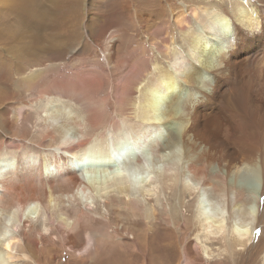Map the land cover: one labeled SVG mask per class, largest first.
<instances>
[{"label": "bare ground", "instance_id": "6f19581e", "mask_svg": "<svg viewBox=\"0 0 264 264\" xmlns=\"http://www.w3.org/2000/svg\"><path fill=\"white\" fill-rule=\"evenodd\" d=\"M54 1L16 0L17 23L29 35H41L47 29L46 17L51 12L46 2ZM219 1L196 0L192 5L182 6L176 16L172 15L180 32L189 31V18L192 17L200 23L204 33L210 35L199 43L191 41L198 58L204 56L205 59H194L182 78L183 86L187 87L176 91L175 82L181 83L176 78V64L170 65L174 72L166 69L164 73H159L161 70L156 73L160 68L155 63L157 57H154L149 73L156 74L150 78L148 89L134 86L141 106L136 107L132 119L123 114L124 106L126 99H132L130 86L144 75L142 66H136L118 85L115 111L121 115L108 122L106 128L96 123L99 119L95 114L84 113L81 117L68 118L76 124V132L68 136L67 119L61 122L36 112L31 114L29 105L22 109L19 119L23 124L31 115L40 123L34 126L38 133L32 135L31 140L42 148L48 146L54 150L38 156L22 149V154L16 158L19 148L8 145L5 153L0 154V264L18 261L21 264H41L38 258L45 251L41 243L44 238L48 241L55 239L72 258H89L95 253L96 236L93 234L120 243L130 239L126 236H131L128 242L136 246L137 237L130 227L123 225L120 228L111 220H106V230L102 234L83 233V230L102 210H111L118 216L142 218L149 230L151 222L148 219L156 221L158 214L153 206H145L143 200L152 201L153 196L157 199L160 188L177 191L181 205L193 212L192 218H185L176 205L160 212L175 230L193 233V241H187L183 246L184 263H196L195 251L198 249L207 262L215 264H257L256 259L261 254V264H264V202L261 199L264 197V0H250V6L236 0L238 3H229L231 11ZM173 38L171 36V40ZM213 39L216 45L209 47ZM157 49L158 45L155 46ZM168 50L166 43L164 55H168ZM25 61L28 63L29 60ZM42 74L43 70L37 69L18 80L17 88H22L27 96H34L30 100L32 104L40 102L47 94L42 87L34 94L31 92V87ZM205 74L209 75L207 82ZM73 81L62 78L55 82L54 89L58 93L72 92V89L89 93L100 87L94 79L77 77ZM158 93L170 98L167 115L169 122L177 126L167 145L153 151L156 163L145 169L138 159L135 171L133 169L131 173L123 169L103 173L87 169L85 164L96 167L99 163L104 165L106 160L117 162L124 146L138 148L157 134L159 123L155 122L156 104L151 95L159 96ZM85 101L87 104L91 102L89 99ZM135 120L141 129L126 132L137 123L133 122ZM84 123L90 127L87 132V127H82ZM0 129L11 134L7 120L0 121ZM121 135L132 144L126 140L118 142ZM111 145H115V150ZM178 148L181 153L171 163L164 164L162 158L166 150L171 152ZM97 174L102 175L101 182H95ZM242 179H246V183ZM132 185L138 186L136 192L139 191L141 197H135L137 193L131 190ZM27 190L29 194H26ZM191 197L196 198L193 205ZM66 200L77 202L81 207L70 211L58 207L57 210L56 205ZM209 203L213 210L209 209ZM253 205L256 212L252 210ZM104 214L100 217L105 219ZM232 218L240 221H230ZM246 254H252V257ZM224 255L225 258H220Z\"/></svg>", "mask_w": 264, "mask_h": 264}, {"label": "rangeland", "instance_id": "374dc122", "mask_svg": "<svg viewBox=\"0 0 264 264\" xmlns=\"http://www.w3.org/2000/svg\"><path fill=\"white\" fill-rule=\"evenodd\" d=\"M193 1L196 0H55L54 2H46L48 10L51 11L46 17L47 29L42 33L43 35H34V37L27 34L23 27L17 23L19 12L16 4L18 2L16 0L1 1L0 121L5 122L7 120L9 122L11 134H7L0 129V154L5 153L8 145H17L15 147L19 148L18 154H15L16 158L18 155L20 157L22 149H25V153H35L38 156H42L44 152L49 153L54 150V147L46 146L42 148L37 142L31 140V136L38 133L37 127L34 126L40 123L34 120L37 118L34 115L27 117L30 120L24 122L25 125L21 122V118L19 119L20 112L28 105L31 108V114L36 112L40 116L47 115L57 121L62 120L61 122L67 119L68 121H65H67L69 129L66 134L72 136L74 131L76 132V124L71 123L68 119L71 116L81 117L84 113L85 115L89 112L93 113L92 115L95 114L99 119L96 123L105 126V128L108 122L115 121L116 117L117 119L120 117L121 112L117 111L116 113L115 111L117 88L123 78L134 68L142 66L144 75L142 74L143 76H140L135 80L134 85L130 86L132 88V99L129 101L126 99L127 104L124 106L125 110L123 112L129 119L134 117L133 112L136 107L141 106L140 101L138 103L139 93L135 87H141V90L148 89L147 84L151 80L150 78L159 70H161L159 73H164L166 69L174 72V69L170 68L172 63L176 64L175 68L178 69L176 78L179 82L181 81V83L175 82L174 88L176 91L179 88L185 89L187 86H183L182 78L190 70L194 59L198 58L196 47L191 41L195 40L199 43V41H204L207 36H210L204 33L200 23L192 17L189 18L190 29L187 32H180L173 23L172 15L176 16L179 11H182V6H185V4L192 5ZM220 1L219 3L229 11L232 9L231 4L238 3L236 0ZM240 1L244 6H250L253 0ZM224 2L225 4H223ZM229 3L231 4L229 5ZM76 8L78 9L76 10ZM8 9L10 10L7 11ZM54 17L55 19H53ZM171 36H174L172 40ZM211 42L209 47H214L216 40L213 39ZM166 43L169 48L168 55H164ZM157 45L158 49L155 50ZM154 57H157L155 63L159 65L160 69H157L156 73L152 72L150 74ZM25 59L29 60L28 63ZM198 59L204 60L205 57L201 56ZM29 64L36 66L31 67ZM37 69L43 70V74L37 83L31 87V92L34 94L42 87V90L47 94L42 97L40 102L32 104L30 100L34 96L30 97L24 94L22 88H17V84L19 79L32 74ZM205 75L208 77L207 82L209 81V75ZM76 76L85 80L94 79L96 83L100 84V87L95 91L91 90L89 93H81L75 89H72V92L71 90L62 93L55 91V82L58 83V80L62 78H67V81H75L77 80ZM158 94L159 96L157 94L151 95L152 102L156 104L155 122L159 123L157 134L138 148L124 146L119 155L121 162H118V158L117 162L106 160L104 165L99 163L96 167L85 164L87 169H97L101 173L105 170L114 172L116 169H123L127 173H131L135 171V164L138 159L141 160L145 169L156 163L153 151L167 145L177 126L172 121L169 122L168 119L167 110L170 98L161 93ZM86 99L91 102L87 104L88 100L85 101ZM133 122L137 123L131 129H127L126 132L134 133L141 129L138 121ZM69 124L73 125L69 126ZM87 126L88 124L84 123L82 127ZM89 129L90 127H87L85 131L87 132ZM145 132L146 127L143 135ZM12 134L14 135L12 136ZM121 136L118 142L126 140V143L132 144L131 140L126 139L123 135ZM111 147L114 150L116 148L115 145H111ZM90 153L94 152L90 151ZM180 153V148L171 152L166 150L162 161L164 164L171 163ZM95 155L103 156L101 153ZM161 164L158 163L157 165ZM101 179L102 175L97 174V181L95 180V182H101ZM241 181L246 183V179ZM130 188L134 191L133 193L138 190V186L132 185ZM57 191L62 192L61 189ZM138 192H136L135 197H141ZM157 193V199L153 196L152 201L151 199L143 200L145 206H153L158 214L156 221H152L151 218L148 219L151 222L149 230L145 227L144 219L130 218L127 215L118 216L112 213L111 210L107 212L102 210L99 215L95 216L94 221L86 225V229L83 230V233L87 231L102 234L106 230V220H111L120 228L123 225L130 227L134 237H137L138 243L136 246L128 242L131 236H126L125 238L130 239L120 243L116 242L117 240L106 239L93 234L96 236L95 253L89 258H72L68 256L66 248L58 245L55 239L48 241L44 238L41 243L45 251L39 254V262L41 264H215L211 261L207 262L204 259L203 252L198 249L195 251L198 261L196 263H184L182 259L183 246L185 242L193 241V233L186 234L185 231L175 230V227L164 220L160 212L163 208L168 209L173 205L178 207L180 214L185 218H192L193 212L188 211L186 207L181 205V198L177 191L171 192L169 189L160 188ZM26 194H29L28 190ZM195 199V197L193 199L191 197L192 205ZM208 206L210 210L214 209L210 203ZM77 207H81V204L73 201L68 202L67 200L56 205V209H66L68 211ZM252 207V210L256 212L255 205ZM102 213H105V219L100 217ZM235 220L240 221L239 218L230 219V221ZM258 229L260 230L262 227H258ZM135 230L136 232H134ZM253 233L254 229L252 228V235ZM252 254L251 256L246 254V256L248 255L251 258ZM253 257L255 258V255ZM262 257L263 254L257 257V264L262 263ZM220 258H225V255ZM21 263V261H18L15 264Z\"/></svg>", "mask_w": 264, "mask_h": 264}, {"label": "snow or ice", "instance_id": "6c2138e0", "mask_svg": "<svg viewBox=\"0 0 264 264\" xmlns=\"http://www.w3.org/2000/svg\"><path fill=\"white\" fill-rule=\"evenodd\" d=\"M261 199H262V202H264V197H262Z\"/></svg>", "mask_w": 264, "mask_h": 264}, {"label": "water", "instance_id": "95a60500", "mask_svg": "<svg viewBox=\"0 0 264 264\" xmlns=\"http://www.w3.org/2000/svg\"><path fill=\"white\" fill-rule=\"evenodd\" d=\"M121 160V158H119L118 162Z\"/></svg>", "mask_w": 264, "mask_h": 264}]
</instances>
